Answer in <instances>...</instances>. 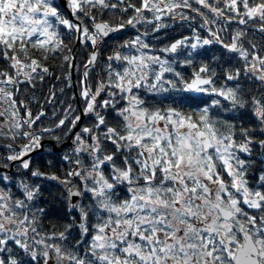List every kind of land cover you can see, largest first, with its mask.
Masks as SVG:
<instances>
[{
	"label": "snow or ice",
	"instance_id": "1",
	"mask_svg": "<svg viewBox=\"0 0 264 264\" xmlns=\"http://www.w3.org/2000/svg\"><path fill=\"white\" fill-rule=\"evenodd\" d=\"M0 264H264V0H0Z\"/></svg>",
	"mask_w": 264,
	"mask_h": 264
}]
</instances>
